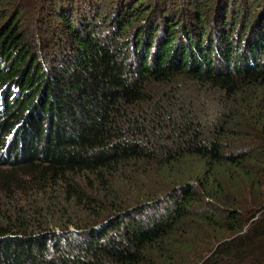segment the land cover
Returning <instances> with one entry per match:
<instances>
[{"label":"trees","instance_id":"1","mask_svg":"<svg viewBox=\"0 0 264 264\" xmlns=\"http://www.w3.org/2000/svg\"><path fill=\"white\" fill-rule=\"evenodd\" d=\"M0 264H264V0H0Z\"/></svg>","mask_w":264,"mask_h":264}]
</instances>
